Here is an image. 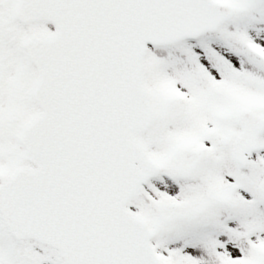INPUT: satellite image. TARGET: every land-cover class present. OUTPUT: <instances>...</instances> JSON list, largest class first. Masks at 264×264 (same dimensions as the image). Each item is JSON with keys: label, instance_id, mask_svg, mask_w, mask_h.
<instances>
[{"label": "snow or ice", "instance_id": "1", "mask_svg": "<svg viewBox=\"0 0 264 264\" xmlns=\"http://www.w3.org/2000/svg\"><path fill=\"white\" fill-rule=\"evenodd\" d=\"M0 264H264V0H0Z\"/></svg>", "mask_w": 264, "mask_h": 264}]
</instances>
